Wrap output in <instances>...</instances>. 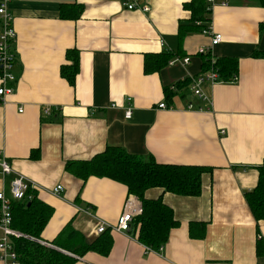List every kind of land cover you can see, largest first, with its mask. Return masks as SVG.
<instances>
[{
    "label": "crops",
    "instance_id": "crops-1",
    "mask_svg": "<svg viewBox=\"0 0 264 264\" xmlns=\"http://www.w3.org/2000/svg\"><path fill=\"white\" fill-rule=\"evenodd\" d=\"M123 1L11 0L16 82L5 102L0 96V155L36 182L37 196L53 208L42 241L52 244L68 225L91 240L100 221L116 224L127 186L108 177L83 181L65 167L119 146L159 163L210 170L199 196L147 190L149 198L161 196L180 222L162 249L141 243L134 225L129 232L109 228V254L90 251L75 264H264V220L255 219L246 200L264 160V58L253 55L264 50V7L255 0H216L208 27L222 41L211 54L237 58L239 70L237 80L203 85L213 109L201 111L206 103L193 94L190 79L177 86L203 71L198 52L211 43L196 29L179 39V25L190 19L189 0H139L148 11L128 9ZM71 2L83 5L82 15L62 18L61 3ZM74 49L79 71L71 84L61 69L72 63L67 52ZM165 51L191 60L145 72L146 54ZM163 101L174 108H160ZM190 102L194 110L186 109ZM12 176L0 177L7 196ZM58 184L64 189L55 195ZM193 221L207 223L203 238L191 236Z\"/></svg>",
    "mask_w": 264,
    "mask_h": 264
},
{
    "label": "trees",
    "instance_id": "trees-1",
    "mask_svg": "<svg viewBox=\"0 0 264 264\" xmlns=\"http://www.w3.org/2000/svg\"><path fill=\"white\" fill-rule=\"evenodd\" d=\"M258 1L264 7V0ZM190 12L188 23H181L178 28L179 39L186 32L201 30L208 27L211 21L212 8L209 0H189L184 4ZM83 5L71 2L61 3L62 18L77 19L83 13ZM264 27V21L261 23ZM203 59V71L212 66L218 72L221 81H231L237 76L239 62L233 57H215L212 64L211 52L199 53ZM255 57L264 58V50H257ZM183 53L160 52L147 53L145 56V72L160 70ZM67 59L72 63L64 65L61 74L69 83L74 84L79 71V51L69 50ZM190 78L177 83V86L189 82ZM167 97L170 94L167 90ZM66 170L76 177L86 181L91 176L108 177L123 183L128 188L129 195H135L142 203L143 211L136 216L131 224L138 230V240L152 250H159L166 244L172 229L179 226L174 209L164 202L161 196L149 198L146 192L152 188H160L165 192L179 196H199L202 192V176L210 170L200 165H180L159 163L151 154L139 155L128 152L119 146H107L102 152L90 159L70 160ZM259 176L256 186L246 193V200L256 220H264V160L257 167ZM37 190L30 189L28 196L19 201H12V227L21 235L14 238L15 249L21 264H75L77 257L87 252L95 251L108 255L113 237L109 228L94 239H88L71 225L66 226L52 241L53 247L42 242V232L49 222L53 208L37 196ZM206 222L193 221L189 230L191 236L203 238L206 232ZM131 230V229H130ZM261 244L258 246V250ZM260 253V251H259Z\"/></svg>",
    "mask_w": 264,
    "mask_h": 264
},
{
    "label": "built area",
    "instance_id": "built-area-1",
    "mask_svg": "<svg viewBox=\"0 0 264 264\" xmlns=\"http://www.w3.org/2000/svg\"><path fill=\"white\" fill-rule=\"evenodd\" d=\"M210 7L212 8L216 4V0H209ZM11 0H0V96L5 102L6 96L15 91L16 77L13 72L15 66V53L13 52V43L16 39V31L13 26V15L10 9ZM123 4L128 9L139 8L142 11H148L147 6H142L139 0H124ZM222 4L226 5L227 1L222 0ZM203 33L208 34L211 37V43L209 47L200 49L199 53L211 52L212 48L222 41V34L212 31L209 27L203 29ZM190 57L181 59L179 57L174 58L169 64L182 61L183 63H189ZM212 64L215 62V58L212 56ZM237 80V76L234 78ZM215 84L221 82L218 72L212 66L209 70L202 71L196 76L190 77V86L193 94L200 100L206 103V106H200L196 110H211L213 109V103L208 95L203 90L205 83ZM170 91L176 92L177 86L172 85ZM128 106L125 109V118L130 119L133 113V107L130 104L131 98H127ZM114 105V104H113ZM159 107L163 109L174 108V103L168 104L165 101L159 103ZM206 107V109H204ZM195 104L190 102L186 105V109L194 110ZM20 112L23 108L19 109ZM46 113H49L46 110ZM224 133V130L221 131ZM11 178L10 196H7L3 191H0V261L4 264H21L18 258V254L15 249L14 238L19 237L21 234L12 227V201L23 200L28 196L30 189L37 190L39 185L25 177L21 173H17L13 170L5 157L0 155V177ZM63 186L58 184L51 190V193L60 195L63 191ZM29 199L32 195L28 196ZM143 211V206L139 198L135 195L127 196L121 215L118 217L116 224L110 225L105 221H100L96 233L99 235L110 228L119 232H129L131 224L136 216H139ZM46 246L53 247L47 242H42ZM162 249V248H161Z\"/></svg>",
    "mask_w": 264,
    "mask_h": 264
},
{
    "label": "bare ground",
    "instance_id": "bare-ground-1",
    "mask_svg": "<svg viewBox=\"0 0 264 264\" xmlns=\"http://www.w3.org/2000/svg\"><path fill=\"white\" fill-rule=\"evenodd\" d=\"M47 244H49V243H47Z\"/></svg>",
    "mask_w": 264,
    "mask_h": 264
}]
</instances>
